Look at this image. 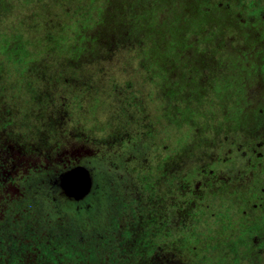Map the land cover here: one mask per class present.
I'll list each match as a JSON object with an SVG mask.
<instances>
[{"label":"flooded vegetation","instance_id":"obj_1","mask_svg":"<svg viewBox=\"0 0 264 264\" xmlns=\"http://www.w3.org/2000/svg\"><path fill=\"white\" fill-rule=\"evenodd\" d=\"M195 3L198 21L211 19L215 30L227 28L237 37L228 44L224 43L225 38H219L214 49L185 47L180 51L184 71L181 102L202 103L211 99L220 102L219 111L216 114L184 112L186 136L180 148L169 143L162 147L169 158L163 183L165 190L167 186L171 188L170 171L176 165L183 170L195 167L189 158L188 143L190 138H195L199 148L195 169H199L200 179L181 180L185 195L193 201L200 202L207 197L216 201L227 191L232 202L229 210L236 213L235 204L244 207L245 199H235V188L244 181L260 178L261 174L264 178V12L260 11L264 9V0H195ZM206 93H209L207 97ZM63 118L61 115L57 120H62L67 128L77 125L70 117L64 121ZM39 127V123L35 128L29 126L24 115L8 110L0 114V223L10 226L11 216L14 223L22 220L24 210L25 214H33L38 230L42 229L46 236L52 229L90 230L98 226L97 222L112 216L109 201L118 199L131 204L134 199L144 212L140 210L132 219L124 217L123 223L122 217L118 228L110 232L114 234L110 244L114 245V257L120 254L116 245L126 230L131 232L132 254L141 264H169V247L166 242L161 244L157 235L161 231L169 232L173 217L171 210L166 211V202L157 193V185L152 182L151 186H145L136 181L132 177L135 168H121L119 162L106 163L108 175L98 178L102 167L93 164L91 158L96 155L91 148H104L102 143H107L106 140L96 139L89 132L90 135L83 134L95 146L92 147L83 144L85 139L76 142L69 137L64 139V129L47 135ZM134 156L132 153L130 159ZM78 166L90 169L93 176L90 192L80 199L67 196L59 183L63 173ZM253 197L256 203L250 202L243 212L252 211L264 202L263 191ZM29 199L34 201L33 207L20 210L18 205ZM197 205L200 206L198 202ZM173 207L178 230L182 222L179 209ZM135 219L137 223L132 229L127 222L133 225ZM54 222L58 225L54 226ZM38 242L49 243V240L38 238ZM26 252H23L26 257L32 253ZM28 259L32 264H46L35 253Z\"/></svg>","mask_w":264,"mask_h":264},{"label":"trees","instance_id":"obj_2","mask_svg":"<svg viewBox=\"0 0 264 264\" xmlns=\"http://www.w3.org/2000/svg\"><path fill=\"white\" fill-rule=\"evenodd\" d=\"M49 2V0H0V114L8 110L13 114L24 115L29 126L35 128L39 123V128L46 131L47 135L64 129L66 132L63 133V138L69 137L74 142L79 139L87 140L83 134H94V128L87 124V117L85 119L75 117L81 105L76 102L75 87L69 85L80 84L83 80L76 79L75 76L72 78L71 75L57 82L46 83L40 88L34 82L32 72L38 66L42 68L51 66L55 60L60 69L63 66L60 64L62 58L76 64L82 54L88 55L95 44H103L109 53L114 52L120 45L121 37L115 31L116 24L111 23L113 10L118 14H129L132 20L131 25L121 28L122 33L127 36L129 27L133 29V24L138 29L134 42H137L140 48V65L142 67L149 64L164 65L161 75L165 78L164 86L166 84L168 86L164 87L163 93L168 92L169 95L167 102L165 101L160 109L165 112V116L169 115L168 122L172 125L182 124V116L186 111L205 113L196 108L200 102L188 104L181 102L184 71L180 51L185 47L198 48V40L192 36L198 33L201 24L204 26L206 22L198 21L199 14L193 16L194 10H183L184 8L177 5H168L165 0H143L137 7L132 6L130 0L69 2L58 0L59 5ZM13 6L14 9L18 7L17 11H14ZM34 17L38 23L34 22ZM26 21L29 27L23 31ZM202 30L209 32L211 41V34H215L213 30L209 31L206 27ZM126 39L130 40L129 35ZM95 114L96 110L89 113L91 117ZM61 115L64 116L63 121L70 117L74 124L77 123L79 126L67 128L62 120H57ZM160 119L157 117L155 121ZM153 124L154 122L151 123L149 120L143 127L142 133L145 136L147 134L150 136L156 131L151 129L154 127ZM162 129L164 128L157 130V133L158 135L163 133L164 136ZM70 131L73 135L69 133ZM124 132L125 135H131L129 131L122 133ZM189 133H192L191 130ZM120 134H115L112 142L117 141V135ZM166 137L168 139L172 135ZM59 138L61 139V136ZM164 138L165 136L162 142ZM181 140L180 138V145ZM109 141L111 140H107V146ZM83 144L95 147L90 139ZM95 144L98 147L99 144L97 142ZM91 151L95 153L92 148ZM143 159L144 155L141 162ZM179 161L180 159L177 160ZM93 164L98 166L95 162ZM150 168L153 169L152 166ZM156 169L158 171L154 170L157 175L166 174L165 168ZM198 171V168L183 170L181 167L170 175L171 187L175 182L179 188L177 193L183 194L187 202L192 199L185 195L180 182L200 179ZM151 172L153 173V170L149 173L143 172L140 177L138 176V180L145 186H151L154 182ZM261 175L260 178L250 182L244 181L239 188H235L237 196L235 199H245L242 201L245 202L244 207L235 204L236 213L235 210L233 212L229 210L232 202L227 191L221 193L216 201L210 197L197 201L200 206L196 205L200 210L195 214L193 212L182 214L179 211L182 228L178 230L175 228L178 219H174L175 212L171 211L173 219L169 232L161 231L157 235L160 243L164 245L166 242L169 247V264H264V202L259 207H254L252 211L243 212L250 202L253 205L256 203L252 200L253 195L264 192V178ZM249 197L251 200H247ZM242 202L238 201L241 204Z\"/></svg>","mask_w":264,"mask_h":264},{"label":"rangeland","instance_id":"obj_3","mask_svg":"<svg viewBox=\"0 0 264 264\" xmlns=\"http://www.w3.org/2000/svg\"><path fill=\"white\" fill-rule=\"evenodd\" d=\"M49 1V4L54 2L59 5L58 0ZM66 1L69 2L70 0ZM141 2L143 0H130V4L135 7ZM165 2L168 5L182 7L184 8L183 10H194L193 16L195 14L196 16L198 15L195 0H165ZM14 8L15 6H13ZM16 9L14 11H17ZM113 11L111 23L116 24L115 31L121 37L120 45L114 52L109 53L103 44H95L88 55L86 53L82 54L81 59L76 64L73 61L68 62L67 58H62L60 64L63 66L60 69H58L57 60L51 66L44 68L38 66L32 72L33 80L37 87L40 88L46 83L57 82L71 75H73L72 78L75 76L76 79L83 80V82L80 81V84L71 83L69 85L75 87L76 102L81 105V109L75 113V117L77 119H85L87 117V124L94 128L95 133L92 134L96 138H102L104 141L111 140L108 143L111 148H107V143H102L104 148H92L97 155L93 156L91 160L102 167V173L98 175V178L99 176L105 177L108 175L104 167H106V163L109 165L113 160H115L114 162H119L121 168H135L132 177L136 181H138V176L140 177L143 172L149 173L150 170H153V173H150L151 178L154 181V185L159 188L157 193L162 194L166 202L164 206L166 211H174L173 206H175L182 214L186 212L195 214L200 210L196 205L197 201L189 200L187 202L183 194L177 193L179 188L175 182L173 187L169 189L167 186L165 190L163 183L164 179L166 180L165 173L157 175L155 172L157 167L159 170H163L169 162V158L162 152L165 151L162 148L165 143H169L174 148H180L179 139H184L186 136V127L183 121L182 124H170L168 122L169 115L165 116V112L160 109L161 105L165 101L167 102V95H169L163 93L164 87L168 86V84L164 86L165 78L161 75L164 65L149 64L143 67L140 65V48L136 44L137 42H134L138 29L133 24V29L129 27L126 36L121 32V28L125 25H131L132 20L129 14L125 13L122 15L115 10ZM260 11L264 12V9H260ZM10 15L11 17L14 16L11 10ZM35 19L36 17L33 18V20ZM204 21H206L205 25L203 26L202 23L200 31L192 36V38L198 40L197 46L199 48L214 49L216 41L221 37L225 38L224 43L236 40L237 36H232L233 31L227 30L224 26V30L217 28L215 30L211 19L207 18ZM34 22L38 23V20ZM207 22L208 25H206ZM28 27L29 24L26 21V24L23 25V31ZM205 27L215 33L214 37L211 34V41L209 40V32H205L206 30L201 31ZM128 35L130 40L126 39ZM89 55L91 59H89ZM208 94L204 95L207 97ZM205 99L207 100V98ZM219 103L209 99L207 102L196 105V108L205 113L212 112L216 114L219 111ZM93 110H96L97 114L91 117L89 113ZM157 117L161 119L155 121ZM149 120L151 123L154 122V127L151 129L156 131L151 133L150 136L148 134L145 136L142 131ZM161 128H164L161 131L164 132L165 136L163 142V133L159 135L157 133V130L160 131ZM123 131H129L131 135H125V132L122 133ZM167 131L169 136L172 135L171 138L167 139ZM118 133L121 134L117 135V141L112 142L115 139L114 135ZM190 139L191 142H188L191 147L189 148V158L191 164L196 167L198 161L195 160L198 157L195 154L199 149L197 148L198 143L195 138ZM134 141L136 142L135 145ZM132 153H135V156L130 159ZM143 155L145 159L141 162ZM150 166L154 168L151 169ZM177 168L178 165L170 171V174ZM174 181L176 180L174 179ZM131 202V204H125L118 199L109 201L108 205H110V212L113 213L112 216L109 218L108 215V218L97 222L98 226L90 230H81L78 227H73L55 231L51 228L52 230L49 231L50 234L48 236H46L45 232H42V229L38 230L33 214L31 215L29 212L25 214L23 210L24 218L22 220H17L14 223L11 216L9 219L10 226L0 223V264H32L29 263L28 257L34 253L42 257L46 264H101L109 262L110 264H141L132 254V246L129 241L131 232L126 230L122 232V240H119L116 245L117 251L120 253L118 256L114 257V245H110L112 244L111 239L114 238V234L110 232L118 228L122 217L121 222L123 223L125 221L124 217L132 219V216H137L140 210L144 212L143 207L138 208L136 206L134 199ZM33 204V200H25L18 205V208L20 210L23 208L30 210ZM127 223L133 229L137 222L135 219L132 222L133 225H131V221ZM55 224L54 222V226L58 225ZM1 226L4 227L2 228ZM38 238H42L43 241L48 239L49 243H39ZM33 247L36 248L34 249ZM23 252L32 253L26 257Z\"/></svg>","mask_w":264,"mask_h":264},{"label":"water","instance_id":"obj_4","mask_svg":"<svg viewBox=\"0 0 264 264\" xmlns=\"http://www.w3.org/2000/svg\"><path fill=\"white\" fill-rule=\"evenodd\" d=\"M59 183L67 196L80 199L86 196L92 188V171L83 166L75 167L63 173Z\"/></svg>","mask_w":264,"mask_h":264}]
</instances>
